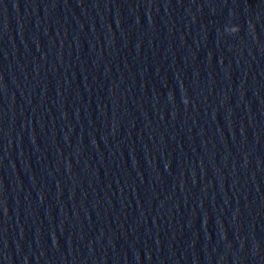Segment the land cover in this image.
<instances>
[{
  "label": "clouds",
  "instance_id": "1",
  "mask_svg": "<svg viewBox=\"0 0 264 264\" xmlns=\"http://www.w3.org/2000/svg\"><path fill=\"white\" fill-rule=\"evenodd\" d=\"M227 31L229 32V34L236 33V32H238V28L232 27V28L228 29Z\"/></svg>",
  "mask_w": 264,
  "mask_h": 264
}]
</instances>
